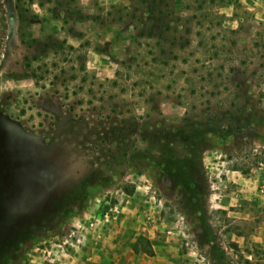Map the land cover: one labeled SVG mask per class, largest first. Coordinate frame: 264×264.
Returning a JSON list of instances; mask_svg holds the SVG:
<instances>
[{"label":"rangeland","instance_id":"1","mask_svg":"<svg viewBox=\"0 0 264 264\" xmlns=\"http://www.w3.org/2000/svg\"><path fill=\"white\" fill-rule=\"evenodd\" d=\"M256 13L0 0V264H264Z\"/></svg>","mask_w":264,"mask_h":264},{"label":"crops","instance_id":"2","mask_svg":"<svg viewBox=\"0 0 264 264\" xmlns=\"http://www.w3.org/2000/svg\"><path fill=\"white\" fill-rule=\"evenodd\" d=\"M238 3H240L241 7L245 8V9H251L254 10L255 12H257L256 14L259 16H262L264 18V0H238ZM242 176L244 177L245 175L242 174ZM246 177V176H245ZM244 177V178H245ZM246 180L250 181V178H245ZM241 177L237 179V187L238 189L241 190H251L253 189V187H250L244 183L241 184ZM253 195H256L255 191H252ZM251 194H249L250 196ZM236 197L234 198V200L238 203H242V198L245 197L247 195H244L243 193H238V190L236 191ZM263 197L264 199V195L261 196V198ZM256 198V197H255ZM257 200L256 199H251L247 200V204L251 205V206H255L257 204ZM250 239L255 240V241H264V233H262V235H259L257 231L252 232V234L249 236Z\"/></svg>","mask_w":264,"mask_h":264},{"label":"trees","instance_id":"3","mask_svg":"<svg viewBox=\"0 0 264 264\" xmlns=\"http://www.w3.org/2000/svg\"><path fill=\"white\" fill-rule=\"evenodd\" d=\"M151 3H149L147 6H146V13H147V15L145 16V20H146V23L148 22V21H150V20H153V22L155 23V22H157V21H161V23L159 24V27H161L162 26V23H163V21H162V17H161V14H163V10H161L160 8H159V10H158V12L160 13L159 15L157 14H155V12H154V10H153V8L155 7V6H158V3L157 2H153V1H150ZM164 16H165V14H164ZM165 20H166V18H165ZM165 29H167V28H165ZM263 70V71H262ZM259 71H261V72H264V60H261V62H259V64L256 66V67H254L253 69H252V72H251V74H253V75H257V73L259 72ZM255 79H256V83L257 84H259L260 83V80H259V78L258 77H255ZM10 235V234H9ZM9 238H13V237H10V236H8V238L7 239H9ZM2 243V241L0 240V244ZM149 249V250H148ZM133 250L135 251V252H137V251H140L141 249L138 247V243L136 242L135 244H134V246H133ZM144 251H148V252H151V250H150V248H147V250H144ZM8 256V254H4L3 255V259L1 258V260L0 261H2V263L4 262V260L6 261L7 260V258H9L10 260L13 258L12 256L11 257H7ZM17 256V255H16ZM19 256V255H18ZM7 257V258H6Z\"/></svg>","mask_w":264,"mask_h":264},{"label":"built area","instance_id":"4","mask_svg":"<svg viewBox=\"0 0 264 264\" xmlns=\"http://www.w3.org/2000/svg\"><path fill=\"white\" fill-rule=\"evenodd\" d=\"M104 217H105V220H107V219H108V215H107V214H105V216H104Z\"/></svg>","mask_w":264,"mask_h":264}]
</instances>
